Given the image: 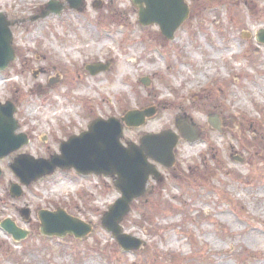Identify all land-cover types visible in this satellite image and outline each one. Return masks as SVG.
<instances>
[{"label": "rangeland", "instance_id": "rangeland-1", "mask_svg": "<svg viewBox=\"0 0 264 264\" xmlns=\"http://www.w3.org/2000/svg\"><path fill=\"white\" fill-rule=\"evenodd\" d=\"M49 1L0 0L16 22L17 55L0 73V103L13 102L18 131L31 139L0 161V225L10 218L30 233L16 242L0 228V264H264V45L255 40L264 0H186L193 10L173 42L140 26L131 0H103L101 9L84 0L82 12L58 0L60 15L33 20ZM95 63L108 71L91 75L85 67ZM148 109L155 116L145 125L123 124L125 146L163 131L180 136L178 118L200 139L180 142L174 167L156 165L163 180L150 179L122 222L139 250L124 251L101 224L121 197L110 177L58 170L10 196L13 157L50 159L95 119ZM59 208L93 232L44 237L38 212Z\"/></svg>", "mask_w": 264, "mask_h": 264}, {"label": "water", "instance_id": "water-1", "mask_svg": "<svg viewBox=\"0 0 264 264\" xmlns=\"http://www.w3.org/2000/svg\"><path fill=\"white\" fill-rule=\"evenodd\" d=\"M139 8V20L141 25L149 26L158 24L162 34L173 39L177 29L187 20L189 8L184 0H132ZM71 6L78 10L82 9V0H70ZM100 7L99 3H96ZM61 7L57 2H51L47 12L60 13ZM11 23L0 14V69H6L15 59V51L12 48L13 36L10 29ZM258 41L264 43V30L258 35ZM91 74H97L101 66L92 65L87 68ZM148 85L149 80L143 79ZM16 109L7 102L0 106V159L16 152L28 143L26 135H14L18 128L14 120ZM155 111H131L122 121L129 127L142 126L147 117H152ZM178 128L182 135L189 141L195 142L198 138L195 130L187 122L177 119ZM210 124L219 129L218 120L212 119ZM123 126L120 120L98 119L89 126V131L79 136H72L60 146V155L50 159H34L31 156L21 155L15 159L11 168L20 182L29 186L33 182L52 175L58 168L63 170L75 169L83 176L90 174L116 177L115 186L122 197L111 207L110 211L102 219V225L111 232L119 245L127 252L139 250L142 247L140 240L124 234L121 226L124 218L131 212L135 200L143 197L150 176L162 181V176L148 159L155 161L167 168L175 164L174 149L179 138L172 131H165L158 135H146L141 139L140 146L129 145L126 148L121 143ZM1 175V173H0ZM22 186L14 184L11 188L13 197H21ZM22 215L26 220L30 218V210L24 209ZM41 233L48 237L64 238L68 234L82 239L92 232V227L78 218L72 217L65 210L58 209L55 212L40 211ZM2 228L7 231L16 241L25 239L28 232L18 228L10 219L2 223Z\"/></svg>", "mask_w": 264, "mask_h": 264}, {"label": "bare ground", "instance_id": "bare-ground-1", "mask_svg": "<svg viewBox=\"0 0 264 264\" xmlns=\"http://www.w3.org/2000/svg\"><path fill=\"white\" fill-rule=\"evenodd\" d=\"M123 73H124V71H123ZM120 84H122V82H120ZM115 90L117 91V88Z\"/></svg>", "mask_w": 264, "mask_h": 264}, {"label": "flooded vegetation", "instance_id": "flooded-vegetation-1", "mask_svg": "<svg viewBox=\"0 0 264 264\" xmlns=\"http://www.w3.org/2000/svg\"><path fill=\"white\" fill-rule=\"evenodd\" d=\"M59 77H61L60 75H58Z\"/></svg>", "mask_w": 264, "mask_h": 264}]
</instances>
